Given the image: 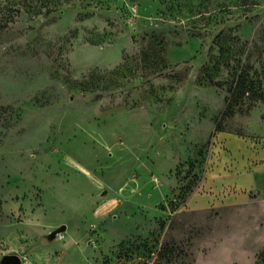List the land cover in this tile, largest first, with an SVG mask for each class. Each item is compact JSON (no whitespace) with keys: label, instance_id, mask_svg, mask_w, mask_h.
Instances as JSON below:
<instances>
[{"label":"rangeland","instance_id":"obj_1","mask_svg":"<svg viewBox=\"0 0 264 264\" xmlns=\"http://www.w3.org/2000/svg\"><path fill=\"white\" fill-rule=\"evenodd\" d=\"M264 264V0H0V264Z\"/></svg>","mask_w":264,"mask_h":264},{"label":"water","instance_id":"obj_2","mask_svg":"<svg viewBox=\"0 0 264 264\" xmlns=\"http://www.w3.org/2000/svg\"><path fill=\"white\" fill-rule=\"evenodd\" d=\"M4 264H21V260L19 258V255L17 254H9L6 257V261Z\"/></svg>","mask_w":264,"mask_h":264}]
</instances>
